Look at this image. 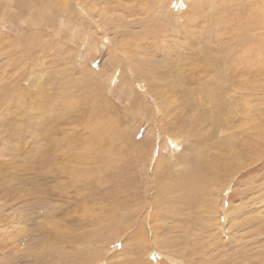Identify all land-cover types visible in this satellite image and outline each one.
<instances>
[{"label": "rangeland", "instance_id": "374dc122", "mask_svg": "<svg viewBox=\"0 0 264 264\" xmlns=\"http://www.w3.org/2000/svg\"><path fill=\"white\" fill-rule=\"evenodd\" d=\"M221 1L0 0V264H264V0ZM184 157L223 184L183 206Z\"/></svg>", "mask_w": 264, "mask_h": 264}, {"label": "bare ground", "instance_id": "6f19581e", "mask_svg": "<svg viewBox=\"0 0 264 264\" xmlns=\"http://www.w3.org/2000/svg\"><path fill=\"white\" fill-rule=\"evenodd\" d=\"M230 1V0H229ZM228 1V2H229ZM248 1H250V0H248ZM144 2V1H143ZM221 2H223V1H221ZM226 0L223 2V4H224V6L223 7H221L222 8V11H223V13H224V15H226L225 13L227 12V8H226V6L227 7H229L228 5H227V3H228ZM255 2H258V3H260L261 2V0H257V1H255ZM126 3V2H125ZM134 3V2H133ZM142 4V11L144 10V8H149V4L150 3H148V2H145V3H141ZM261 4V3H260ZM220 5H221V3H220ZM109 6H110V4H109ZM121 6V5H120ZM126 6H129V7H131V6H134V4L133 5H131V4H128L127 5V3H126V5L125 6H122L121 7V9L119 8V6H118V8L119 9H117V8H113V9H115V10H121V13H122V10L125 12V13H128V9L129 8H127V9H125L126 8ZM222 6V5H221ZM117 7V6H116ZM135 7V6H134ZM133 7V8H134ZM133 8L132 9H130L129 10V13L128 14H135L136 12H138L137 10H133ZM136 8V7H135ZM108 9L110 10V8L108 7L107 8V11H108ZM198 9V8H197ZM229 9V8H228ZM194 11L196 10V9H193ZM140 11V10H139ZM145 11V10H144ZM251 11H252V20L251 19H249V20H247L246 19V21L247 22H251V23H253L254 24V26L253 27H250V26H248V25H244L243 26V29L242 28H240L239 29V33L237 34V36H235V38L234 39H236L238 42L239 41H241L242 40V38L241 37H245V35H246V33H247V31L250 29V28H254L255 30H257V29H262V30H264V3L261 5V6H259L258 8L256 7V6H254L253 8H251ZM108 12H110V11H108ZM149 12V11H148ZM147 12V13H148ZM111 13V12H110ZM115 13V12H114ZM147 13H145L146 15H147ZM119 15V14H118ZM223 15V17H225ZM122 16V15H121ZM124 16V15H123ZM218 18H220V17H218ZM125 19H127V17H125ZM221 19L223 20V19H226V17L225 18H222L221 17ZM110 21V20H109ZM108 21V22H109ZM225 21V20H224ZM227 21V20H226ZM244 23H245V21H243ZM109 24H110V22H109ZM246 24V23H245ZM114 26V25H113ZM125 25H123V27H124ZM201 26V25H200ZM218 26V25H217ZM242 27V26H241ZM97 28H98V26H97ZM118 28V27H117ZM144 28V31H143V29H142V31L138 34V37H136L137 35H135L134 34V32H132V31H129V32H127L126 33V35H124V34H122V33H120V34H122L121 35V37H122V39H120V40H118L119 41V46H121V49L124 51V52H126V54H129V53H131L132 52V50H131V47L133 46V45H138L137 44V42H138V40H140V38H144V39H151L152 40V43L153 42H155V43H160V42H162V40H165L166 41V29H164V28H162V29H160L159 31H157V32H154L152 29H150L149 27H143ZM216 28H218V27H216ZM99 29V28H98ZM100 30V29H99ZM126 30V29H125ZM128 31V30H127ZM143 35V36H142ZM169 35V34H168ZM239 36V37H238ZM140 37V38H139ZM164 38H166V39H164ZM137 39V41H135ZM143 40V39H142ZM145 41V40H144ZM147 41V40H146ZM141 42V41H140ZM139 42V43H140ZM168 44H169V42H168ZM242 45H243V47L245 46V42L244 43H241ZM116 45H117V43H116ZM147 45V44H146ZM226 46H229V44L227 45V44H225ZM96 46V45H95ZM28 47V46H27ZM97 47V46H96ZM118 47V46H117ZM140 47V46H139ZM143 47V46H142ZM146 47V46H145ZM230 47V46H229ZM232 47V46H231ZM235 47V46H234ZM233 47V48H234ZM29 48H30V46H29ZM95 48V47H94ZM137 48V47H136ZM173 48V47H172ZM241 48V47H240ZM251 48L252 47H244L242 50L243 51H240V53H238V54H236V55H234L235 56V60L237 59V60H239L241 63H244L245 64V61L244 60H250V58H252V55H251ZM119 49V48H118ZM168 49V48H167ZM236 49V48H235ZM92 50V49H91ZM158 50V49H157ZM157 50H156V53H157ZM160 50V49H159ZM141 51V50H140ZM144 51V50H143ZM231 51H232V49H231ZM237 51V50H236ZM136 52V51H135ZM145 52V51H144ZM161 52H162V50H161ZM229 52V51H228ZM234 52H235V50H234ZM163 53V52H162ZM138 54V53H137ZM140 54V53H139ZM158 54V53H157ZM164 54H165V51H164ZM163 54V55H164ZM171 54V53H170ZM144 55V54H143ZM150 55H152V56H155L156 54L154 53V51L153 52H151V53H147L146 54V56H145V59H138V60H135L134 59V57H132L131 56V54L129 55L130 57H127L126 56V60H127V64L128 65H130L131 64V67H138V65H142V62L143 61H149V63H150V65H152V66H154V65H156V58H158V57H156V58H154V57H151ZM233 55V54H232ZM237 55H239V56H237ZM170 56V55H169ZM171 56H172V54H171ZM173 57V56H172ZM162 59H164V58H161V60ZM131 60H133V61H131ZM232 60V59H231ZM235 60H233L234 62H235ZM159 61V60H158ZM162 62V61H161ZM136 63H138V65L136 64ZM252 64L254 63V62H251ZM255 65H256V63H254ZM232 65H235V64H232ZM141 68V66L139 67V69ZM107 75V74H106ZM105 77V76H104ZM164 87V86H163ZM158 89V88H157ZM132 92V91H131ZM138 93V92H137ZM136 94V93H135ZM168 97V96H167ZM148 102V101H147ZM215 104V103H214ZM65 105V104H64ZM63 108V107H62ZM160 111V110H159ZM163 120V119H162ZM162 122H164V121H162ZM245 122V121H244ZM247 124V123H246ZM244 127H245V125H243ZM173 128V127H172ZM243 128V127H242ZM158 129H160V128H158ZM160 131V130H159ZM39 132V131H38ZM154 132H155V134L157 133V130H154ZM164 132H166V131H164ZM174 132V131H173ZM160 133V132H159ZM177 134V133H176ZM172 136V135H171ZM174 136V135H173ZM152 138V137H151ZM156 139H157V135H156ZM170 139V138H169ZM166 140V139H165ZM169 141V140H168ZM139 143V142H138ZM40 145V144H39ZM177 145V144H176ZM163 147V146H162ZM138 148L140 149V151H136L138 154H139V156L140 155H142V157H143V154H144V152H143V147H142V145H138ZM153 153V152H152ZM166 153V152H165ZM170 154V153H169ZM171 154H174V153H171ZM160 155V154H159ZM176 155V154H175ZM169 156V155H168ZM168 156H166V157H168ZM171 156V155H170ZM177 156V155H176ZM176 156H174V157H176ZM151 157V156H150ZM172 157V156H171ZM145 158V157H144ZM112 159H114V158H112ZM175 159V158H174ZM117 160V159H116ZM142 161H143V163L145 164L146 163V160L145 159H141ZM178 160V159H177ZM179 160H181L180 162H179ZM178 160V162H179V166H181V167H183V169L181 170V173L179 174L180 175V177H178V180H176L174 183H178L179 184V186L182 184V185H185V186H189V188H186V189H182V190H178V189H176V188H174V187H172L171 188V191L173 192L174 190H176V191H183V192H185L186 193V195H187V197H181L180 199H184V202H182V203H180L181 205H188L189 203H185L186 202V200L187 199H189V198H191L193 195H194V192L195 193H197L198 191L199 192H204V191H206L207 189H209L210 187H211V185L210 184H212V185H215V186H218V185H220V186H222V184L223 183H221V184H218V180H217V178L216 177H214V174H211V176H207L206 177V170H202L197 164H196V161L194 160V162H195V164L193 165L190 161L191 160H189V159H185V157H184V159L183 158H181V159H179ZM174 161V160H173ZM111 162V161H110ZM168 162H170L169 161V159H166L165 157H161V158H159V160H157V167L160 169H163V168H170V165L168 166ZM173 164V163H172ZM115 166V165H114ZM174 166V165H173ZM175 166H176V161H175ZM157 172L158 171H156V175H157ZM213 179L215 180V183L213 184L212 183V181H213ZM234 180V179H233ZM225 183V182H224ZM227 183V182H226ZM180 188V187H179ZM252 191V190H251ZM159 192H166V188H164V187H161L160 189H159ZM174 193V192H173ZM166 196L168 195V193H164ZM160 195V194H159ZM159 195H155V201L154 202H152V206L153 207H156V208H160V207H158L159 206ZM173 195V194H172ZM175 195V194H174ZM166 196H165V198H166ZM179 196V195H178ZM177 195H176V197H177V199H178V201H179V197H178ZM170 197H172V196H170ZM216 199V197L214 198V200ZM181 200V201H182ZM141 203V202H140ZM145 203V202H144ZM173 204V203H172ZM165 205V204H164ZM175 205V204H174ZM155 208V209H156ZM169 208V207H168ZM172 208H173V206H172ZM140 209V208H139ZM176 209H179V208H176ZM15 210V209H14ZM134 210V209H133ZM138 210V209H137ZM194 210L195 211H197V212H199V211H201V209L199 208L198 210L196 209V207H194ZM209 210V209H208ZM21 211V210H20ZM130 211H131V209H130ZM178 211V210H177ZM226 211V210H225ZM52 212V211H51ZM129 212V211H128ZM148 213V212H147ZM172 213V212H171ZM130 214V213H129ZM163 214V213H162ZM176 214V213H175ZM174 214V215H175ZM126 215V214H125ZM166 215L167 216H169V214H167L166 213ZM172 215V214H171ZM183 215V214H182ZM232 215V214H231ZM147 216V215H146ZM152 216V215H151ZM175 217V216H174ZM165 218V217H164ZM177 218V217H176ZM156 219V218H155ZM167 219H172V218H168L167 217ZM181 219V218H180ZM2 220V219H1ZM183 220H184V218H183ZM150 221V220H149ZM154 221V220H153ZM165 222V221H164ZM225 222V221H224ZM156 223V222H155ZM113 224V223H112ZM147 224V223H146ZM196 224V223H195ZM224 224V223H223ZM154 224H152V226H153ZM184 225V224H183ZM195 227V226H194ZM197 227H199V226H197ZM22 228V227H21ZM158 228V227H157ZM153 229V228H152ZM223 229H224V227H223ZM147 230V229H146ZM156 231H158V230H156ZM220 231V230H219ZM225 232V231H224ZM224 232H223V234H224ZM184 233H187V232H184ZM204 233V232H203ZM219 233V232H218ZM140 234V233H139ZM153 234V233H152ZM33 235V234H32ZM148 235V234H147ZM157 235V234H156ZM190 235V234H189ZM195 235V234H194ZM227 235V234H226ZM142 236V235H141ZM146 236V235H145ZM158 236V235H157ZM160 236V235H159ZM152 237H154V236H152ZM144 238V237H143ZM159 239V238H158ZM145 240V239H144ZM26 242V241H25ZM24 242V243H25ZM32 243V242H31ZM37 243V242H36ZM199 243V242H198ZM28 244V243H27ZM38 244V243H37ZM10 245V244H9ZM29 245V244H28ZM27 245V246H28ZM20 246V245H19ZM26 246V245H25ZM196 249V248H195ZM182 251V250H181ZM34 252V251H33ZM70 252V251H69ZM194 252V251H193ZM213 252V251H212ZM228 252V251H227ZM87 253V252H86ZM216 254V253H215ZM160 255H162V254H160ZM199 256V255H198ZM201 256V255H200ZM204 256V255H203ZM202 256V257H203ZM181 257V256H180ZM206 257V256H205ZM235 257V256H234ZM221 258V257H220ZM29 259V258H28ZM206 259V258H205ZM225 259H226V257H225ZM194 261H195V259H194ZM220 261V260H219ZM167 262H168V260H167ZM190 262V261H189ZM193 262V261H192ZM218 262V261H217ZM188 263V262H187ZM191 263V262H190ZM200 263V262H199ZM207 263V262H206ZM202 264V263H201ZM215 264V263H214Z\"/></svg>", "mask_w": 264, "mask_h": 264}]
</instances>
